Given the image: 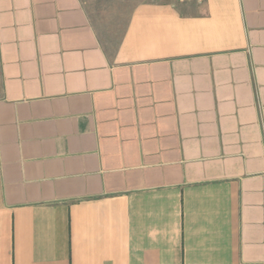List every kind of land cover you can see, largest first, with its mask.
Instances as JSON below:
<instances>
[{"label": "crops", "instance_id": "obj_1", "mask_svg": "<svg viewBox=\"0 0 264 264\" xmlns=\"http://www.w3.org/2000/svg\"><path fill=\"white\" fill-rule=\"evenodd\" d=\"M0 264H264V0H0Z\"/></svg>", "mask_w": 264, "mask_h": 264}, {"label": "rangeland", "instance_id": "obj_2", "mask_svg": "<svg viewBox=\"0 0 264 264\" xmlns=\"http://www.w3.org/2000/svg\"><path fill=\"white\" fill-rule=\"evenodd\" d=\"M144 1L148 0H84L91 22L107 40L119 39L131 10Z\"/></svg>", "mask_w": 264, "mask_h": 264}, {"label": "built area", "instance_id": "obj_3", "mask_svg": "<svg viewBox=\"0 0 264 264\" xmlns=\"http://www.w3.org/2000/svg\"><path fill=\"white\" fill-rule=\"evenodd\" d=\"M180 2H182V3H185V2H188V1H191V0H179ZM199 1H201V0H199Z\"/></svg>", "mask_w": 264, "mask_h": 264}]
</instances>
